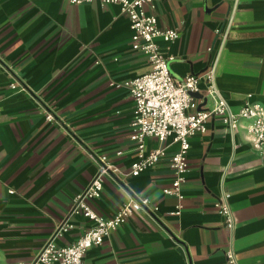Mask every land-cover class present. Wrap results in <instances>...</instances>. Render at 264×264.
<instances>
[{
    "label": "crops",
    "instance_id": "obj_1",
    "mask_svg": "<svg viewBox=\"0 0 264 264\" xmlns=\"http://www.w3.org/2000/svg\"><path fill=\"white\" fill-rule=\"evenodd\" d=\"M151 1L158 26L178 31L172 41L157 39L175 77L213 66L232 111L246 101L264 105V0ZM131 34L116 4L0 0V264L34 259L101 156L109 166L96 209L109 216L131 195L148 204L90 247L82 264H229L228 251L237 264H264V154L252 149L246 120L231 129L209 115L206 131L189 138L179 196L163 192L179 150L171 138L146 137L142 153L164 155L130 174L139 156L123 82L149 67ZM199 93V108H211L203 81ZM223 192L230 229L214 205ZM87 224L76 216L58 243L74 242Z\"/></svg>",
    "mask_w": 264,
    "mask_h": 264
},
{
    "label": "built area",
    "instance_id": "obj_2",
    "mask_svg": "<svg viewBox=\"0 0 264 264\" xmlns=\"http://www.w3.org/2000/svg\"><path fill=\"white\" fill-rule=\"evenodd\" d=\"M80 4L92 0H68ZM102 4H116L129 20L131 47L145 56L149 64L144 73L123 82L134 101L130 139L135 143L139 158L132 163L130 174L135 176L143 171L147 164L156 163L163 155V148L153 149L143 154L146 137L159 141L171 138L179 144V150L169 159L173 171L171 186L163 190L164 194L179 196L181 184L187 171L186 153L189 138L202 134L207 129V119L214 114L231 129H235L239 120H246L244 126L250 136L252 149L264 154V105L246 101L237 111H232L214 85V67L210 66L201 74L188 73L175 77L169 67L168 58L161 52L157 39L169 42L178 37L173 28L158 26L157 17L146 9L151 0H97ZM223 37L226 30L217 29ZM205 83V92L214 98L213 106L198 108V102L192 95L200 91V82ZM47 120L54 119L50 113ZM144 155V156H143ZM109 166L106 156L99 157L97 173L87 185L72 199L67 211L55 225L34 259L28 264H82L86 251L93 245L101 244L112 230L124 223L134 212L144 210L147 199H136L132 195L115 213L106 216L98 211L95 202L104 191L103 174ZM227 228L234 225L233 211L229 202V193L223 192L216 202ZM76 216L84 217L88 224L74 242L59 244L58 240L73 228ZM229 264H237L235 254L226 253Z\"/></svg>",
    "mask_w": 264,
    "mask_h": 264
},
{
    "label": "water",
    "instance_id": "obj_3",
    "mask_svg": "<svg viewBox=\"0 0 264 264\" xmlns=\"http://www.w3.org/2000/svg\"><path fill=\"white\" fill-rule=\"evenodd\" d=\"M192 95L194 96V97H196V98H200L201 97V95H200V93L199 92H194V93H192ZM204 102H206V98H204V100H203V103ZM200 107V106H199ZM198 107V108H199Z\"/></svg>",
    "mask_w": 264,
    "mask_h": 264
}]
</instances>
